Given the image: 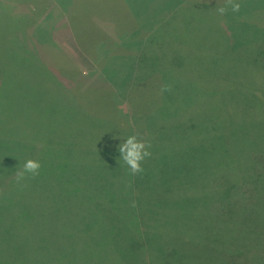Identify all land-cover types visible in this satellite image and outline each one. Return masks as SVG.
<instances>
[{
	"label": "rangeland",
	"instance_id": "1",
	"mask_svg": "<svg viewBox=\"0 0 264 264\" xmlns=\"http://www.w3.org/2000/svg\"><path fill=\"white\" fill-rule=\"evenodd\" d=\"M19 1L17 14L27 7V0ZM38 2L40 39H34L43 63L23 36L34 25L0 45V57L20 62L5 60L8 69L0 63V115L14 118L11 127L3 125L42 142L30 157L41 162L39 176L25 186H0V230L20 225L18 233L1 231L0 264H264V214L255 208H264V56L253 65L247 53L264 30L258 25L264 23V1H239V12L223 16L216 9L224 0ZM128 15L141 22L138 36L145 39L149 28L155 33L151 52L155 61H165L158 62L163 70L153 66L151 72L161 73L163 86L171 85L163 94L158 87L141 88L160 92L161 106L153 119L128 128L151 144L137 175L118 150L129 132L102 117L109 110L100 91L79 88L73 72L68 87L65 70L71 67L51 62L42 48H57L97 81L94 56L79 49L76 32L98 29L100 41L113 48L120 22L126 27L133 20ZM206 22L216 25L206 28ZM231 46L244 50L229 60L223 56ZM165 47L183 54L184 65L160 50ZM110 112L122 126L123 113ZM234 221L244 228L235 245ZM7 236L15 238L3 240Z\"/></svg>",
	"mask_w": 264,
	"mask_h": 264
},
{
	"label": "trees",
	"instance_id": "2",
	"mask_svg": "<svg viewBox=\"0 0 264 264\" xmlns=\"http://www.w3.org/2000/svg\"><path fill=\"white\" fill-rule=\"evenodd\" d=\"M26 1V0H25ZM244 2L248 0H237V2ZM256 1V0H253ZM258 1H264V0H258ZM16 2H20L19 0H0V45L2 47L3 44L6 42H10V40L20 32H23L26 28L32 27L31 32L28 30L24 33V37L27 39L28 47L30 48V52L33 53V55L39 59L42 63V59L40 58V53L38 51L36 41L40 37L36 36V26L40 22V16H41V10L38 0H27V7L26 11L18 12L16 11ZM67 10V8L65 9ZM256 12H260L256 10ZM68 12L66 11L65 14ZM67 16L64 15V18ZM118 19H123L122 16H117ZM128 17H132L128 15ZM133 18V17H132ZM162 18H159V20H156L157 22L160 21ZM156 22V23H157ZM206 28L214 27L216 25V22H206ZM58 23V28H59ZM120 30L121 33H119V41H116L114 43L113 48L109 46V49L106 48L107 44L104 41H100V39L103 37V34L98 29H91L89 31H77L76 35L78 36L81 45L78 44L79 49L84 52L85 54H91L94 56L93 59H95V65L97 67V74L98 80L93 81L90 80L89 75H84L80 71L77 70V68L73 67L71 62H68L67 58L55 47L49 46V45H42V48L45 52V55L49 57L50 61L53 62H59L63 65H69L71 68L69 70H65L67 74L71 76L70 84L68 87H71L72 84V72L73 76L77 78V82L79 81L78 78H80L79 84L77 85L79 88H82L81 85H84V88L88 93H90L91 88L100 91V99H103V108L106 106L109 110V115H102L103 118L107 119V121L112 124L113 126H116L119 130L124 131L126 133L129 132V135L131 131L128 128H133L134 125H136L138 122L146 123L147 120L153 119L161 106L160 103V92H155L152 90L149 92V94H145L144 90L141 92V88H155L158 87L161 89L162 81L161 76H158L160 74L156 72H160V70H163V67H160L158 62H162L165 60L162 59H156L155 53L153 54L150 47V42H154L153 38L155 33H149V30H147V33L149 34L145 39L143 38V35L140 34L138 36L137 32L140 30L141 22L137 24L136 19L134 23V18L131 21V24L127 25L125 27L124 20L120 22ZM154 24V23H153ZM251 24V23H250ZM259 27H264V23L258 24ZM76 28V27H75ZM126 28V30H123ZM129 28V30H127ZM145 28V27H143ZM248 29V28H247ZM250 30V29H248ZM263 30V29H262ZM253 32L257 31L256 29L251 30ZM50 32V31H49ZM146 33V31H144ZM135 33V35H134ZM144 33V34H145ZM143 34V33H142ZM97 35H99L97 37ZM130 35H134L130 36ZM253 35V33H252ZM149 36H151L152 41L150 40ZM254 39L251 43V45L247 48V53L251 55L252 58V64L256 65L257 60L260 57L264 56V30L261 31L259 34L254 35ZM7 38V39H6ZM10 39V40H9ZM144 39V45H140L138 43L139 40ZM216 39V37H215ZM150 40V41H149ZM175 39L174 41H176ZM37 42V43H36ZM106 45V46H105ZM230 45V44H227ZM39 46V45H38ZM152 46V45H151ZM51 47V48H49ZM234 47L231 50L228 51L230 54H224L229 60L235 59L239 56V54L242 53V50H244L243 47H239L238 49L233 50ZM160 50L167 55L171 56V60L180 64L177 66L184 65V57L183 54L177 51V49L172 48H160ZM114 51V52H113ZM54 52L57 53L58 59L55 60ZM8 52H5L3 50L2 54L6 56ZM56 55V54H55ZM100 56H103L101 60L96 61ZM137 56V58H136ZM206 56V55H202ZM218 57H220L218 55ZM133 58H136L135 60H132ZM213 58L217 59L216 56H213ZM5 60H12L15 62H19L17 60H13L12 58H3L0 57V63L2 64V67L8 69L10 66L8 65V61ZM20 63V62H19ZM156 67L158 71L151 72L152 67ZM49 70L50 68L47 67ZM143 68H145V72H143ZM73 69V71H72ZM53 75L61 82L62 78H59V76L56 75L55 72L52 71V68L50 70ZM156 73V74H154ZM158 76V77H157ZM0 75V79H1ZM88 79L89 82L85 84V80ZM3 83V82H2ZM137 88H139V92L135 93V90L137 91ZM65 89L69 91L67 86H65ZM150 96V97H149ZM264 97V96H263ZM148 102L150 104H148ZM96 101L93 99L91 104H95ZM14 106L16 108L15 104H11L9 107ZM84 108H90V106L84 101V104L82 105ZM97 106L100 110L99 102L97 103ZM8 107V106H7ZM6 108V110L9 109ZM115 109V110H114ZM98 110V109H97ZM120 111L124 115V122L121 126L118 117L115 112L111 113L110 111ZM4 112V111H2ZM3 114V113H2ZM114 115V116H110ZM148 115H150L148 117ZM93 116H98L97 113L93 112ZM101 116V115H100ZM102 117H93V119H101ZM133 119V120H132ZM23 120V119H22ZM0 186L5 183L4 187L2 189H5L7 183L9 182H15V172L17 169H19L24 161L26 159H29L32 157V155L38 154L40 150H42V142H34L33 137L30 136L31 139L25 138V137H18L21 136V134H25V132H19L15 129L12 130H6L3 124H8L10 127L14 121V118L12 120L9 119L6 115H0ZM131 121V122H130ZM125 125V128H124ZM121 126V127H120ZM127 128V129H126ZM263 132V131H262ZM260 131L259 134H262ZM133 134V132L131 133ZM26 135V134H25ZM21 138L22 140H19ZM26 139L29 144L26 142ZM36 143V144H35ZM264 151V150H263ZM13 179V181H12ZM10 180V181H9ZM3 190L0 192V198L2 195ZM261 205H256L255 208L259 209V211L264 214V208H260ZM246 218V216H243ZM243 218V219H244ZM242 219V218H241ZM240 219V220H241ZM242 219V220H243ZM241 220V221H242ZM235 227L233 230V239H234V245L241 241L242 234L243 233V225H240L234 221ZM23 227H26L22 225ZM27 228V227H26ZM20 230V225H7V227H2L0 230L3 233L11 234L14 231ZM29 232L30 230L27 229ZM231 236V237H232ZM15 237L7 236L3 238V240H13ZM121 245V248H123L122 240H119ZM226 243L228 245V248L232 247L231 243L229 242V238L226 239ZM120 247V246H119ZM118 247V249H119ZM2 249V247H1ZM123 251V250H122ZM120 253V250H118ZM231 254H233V251L231 250ZM46 259V257H44ZM230 264H233L232 262Z\"/></svg>",
	"mask_w": 264,
	"mask_h": 264
},
{
	"label": "clouds",
	"instance_id": "3",
	"mask_svg": "<svg viewBox=\"0 0 264 264\" xmlns=\"http://www.w3.org/2000/svg\"><path fill=\"white\" fill-rule=\"evenodd\" d=\"M240 8L241 5L237 0H224V5L217 8L216 11L223 16L229 10L239 12ZM168 91H171V85L166 84L160 89L161 94ZM150 147V142L143 138L140 133L127 136L118 146L120 159L127 166L131 175L143 172L142 162L145 158L151 156ZM41 167V162L38 159H26L23 165L15 172L16 183L25 186L27 180L35 179L39 176Z\"/></svg>",
	"mask_w": 264,
	"mask_h": 264
}]
</instances>
